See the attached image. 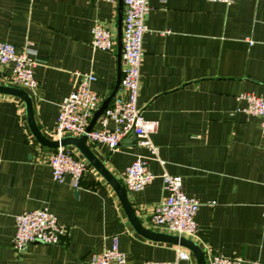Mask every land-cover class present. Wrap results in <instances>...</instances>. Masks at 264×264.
I'll return each instance as SVG.
<instances>
[{
  "label": "crops",
  "instance_id": "0c3cea01",
  "mask_svg": "<svg viewBox=\"0 0 264 264\" xmlns=\"http://www.w3.org/2000/svg\"><path fill=\"white\" fill-rule=\"evenodd\" d=\"M147 1L137 106L156 123L151 141L163 164L133 135L112 152L103 143L86 145L122 186L125 169L138 157L147 160L153 181L139 192L124 189L143 228L169 234L153 227L150 216L164 195L160 175L180 176L183 193L200 203L197 232L185 238L200 247L206 264V248L245 264H264V137L260 119L245 114L246 102L237 100L243 93L264 97V0L229 6ZM95 23L113 34L112 52L91 47ZM117 33L118 0H0V42L25 50L36 64L37 89L23 91L44 138L54 140L72 73L93 74L91 89L102 100L113 91ZM9 73L8 66L0 67V85H7ZM67 148L87 164L76 194L68 180L53 181L48 165L53 150L34 140L21 100L0 95V264H88L92 254L111 247L113 238L126 264H197L184 247L139 235L113 189L75 148ZM37 209L53 214L64 236L56 245L30 244L14 252L13 217ZM179 251L189 259L178 260Z\"/></svg>",
  "mask_w": 264,
  "mask_h": 264
},
{
  "label": "built area",
  "instance_id": "2783aa9c",
  "mask_svg": "<svg viewBox=\"0 0 264 264\" xmlns=\"http://www.w3.org/2000/svg\"><path fill=\"white\" fill-rule=\"evenodd\" d=\"M115 3L116 0H102ZM213 3L231 5L237 0H208ZM123 16L121 29V77L115 96L98 119L100 128L86 129L92 115L100 107L102 98L91 89L95 76L89 73H72V91L59 105L58 116L53 132L56 140L66 136L79 137L86 135L91 143H103L110 152L116 151L123 140L129 135L136 138L139 147L148 150L150 157L158 159L157 147L151 141L156 123L146 120L137 106L140 88V66L143 57V35L147 31L145 17L149 11L147 0H122ZM91 47L101 52H112L115 38L111 31L100 23L92 28ZM9 67L10 73L6 84L11 87L35 92L37 83L33 77L35 62L30 59L25 50L16 51L11 44L0 42V67ZM237 100L246 102L243 112L260 119L261 134L264 137V97L251 93H243ZM109 123L114 125L109 128ZM163 164L161 161H159ZM51 175L54 182L61 183L65 176L70 177V185L77 189L87 164L78 158L70 148L53 150L48 158ZM163 197L154 205L150 223L155 228L165 229L169 234L179 237H193L197 232L195 221L200 203L187 197L182 191V178L166 172L160 175ZM154 179L148 169L147 160L136 158L124 171L123 187L129 192L144 190ZM14 234L11 239V249L20 253L27 245L59 244L65 234V229L58 224L56 217L46 209L23 212L13 217ZM209 259L207 264H245L240 257H226L211 254L205 249ZM178 260H188V255L179 251ZM88 264H126L125 255L118 250L117 239L113 238L110 248L94 253L88 259ZM143 264H170L165 262L145 261ZM257 264V263H254Z\"/></svg>",
  "mask_w": 264,
  "mask_h": 264
},
{
  "label": "water",
  "instance_id": "95a60500",
  "mask_svg": "<svg viewBox=\"0 0 264 264\" xmlns=\"http://www.w3.org/2000/svg\"><path fill=\"white\" fill-rule=\"evenodd\" d=\"M122 10H123L122 0H118V33H117L118 71H117L116 84L110 95L102 101L100 107L92 115V118L86 129V132H89L94 127V125L102 115L103 111L107 108L111 99L116 94L120 85ZM0 95L12 96L21 100L24 108V117L27 127L30 133L32 134L34 140L39 145L51 150H56L60 147L61 148L73 147L80 153V155L99 173V175L105 180V182L113 189L122 208L125 210V213L129 221L131 222L132 227L139 235L152 241L165 242V243L184 247L189 251H191V253L194 255L196 259L197 264H206L202 250L198 245H196L190 239H187L185 237H179L173 234L156 233L142 227V225L140 224L139 220L137 219V217L133 212V209L127 198L126 191L124 190L122 184L107 170L104 163H102L98 158H96L87 147L86 135H81L79 137L66 136L63 137L61 140H56V139L49 140L47 138H44L42 135H40V133L37 130V127L34 124L32 118V107H31L30 97L25 91L8 85H0ZM65 179L68 180V182H70L69 176H65ZM76 193H77V189H75V194Z\"/></svg>",
  "mask_w": 264,
  "mask_h": 264
}]
</instances>
